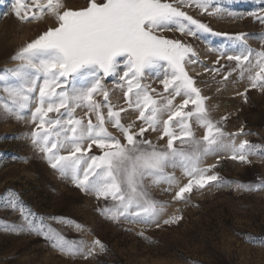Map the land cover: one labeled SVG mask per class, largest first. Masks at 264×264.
I'll use <instances>...</instances> for the list:
<instances>
[{
	"label": "snow or ice",
	"instance_id": "obj_1",
	"mask_svg": "<svg viewBox=\"0 0 264 264\" xmlns=\"http://www.w3.org/2000/svg\"><path fill=\"white\" fill-rule=\"evenodd\" d=\"M211 4L212 0H88L85 7L74 10L62 0H16L15 14L22 21L40 20L47 13L54 17L56 26L12 57L20 63L5 72L15 78V83H9L7 75L0 76L7 96L0 104L2 115L23 119L24 110L35 104L30 111L34 125L29 136L32 146L44 154L51 168L61 177L70 178L81 191L98 199L110 198L111 206L101 210L107 219L123 218L159 227L165 204L152 198L146 179L157 187L167 184L166 192L177 186L173 199L183 200L194 188L229 183L213 171L215 164L201 166L205 157L227 152L231 160L242 163H250V156L264 157V147L247 139L236 142V136L244 134L243 129L238 133L223 130L220 125L226 116L212 120L207 98L187 71L186 65L198 62L194 49L179 39L159 34L176 31L195 37L199 31L211 32L206 24L183 10L194 5L207 13ZM221 11L214 8L209 14ZM249 15L264 24V8ZM248 38L246 33L229 36L240 51L235 55L221 51L220 57L237 62L241 78L245 72L248 74L250 88L264 90V50H252ZM121 65L125 70L119 74ZM153 69L163 70L158 77L160 92L142 82ZM85 70L92 79L86 86L77 87L75 80ZM112 75H119L122 81L118 87L123 90L126 107L117 108L110 101L104 79ZM246 91L241 93L245 98ZM177 97L181 98L179 103ZM77 109L86 110L83 117L75 115ZM129 109L138 112L137 119L142 122L138 129L135 121L127 125L121 122V114ZM193 121L205 130L200 138L195 135ZM106 124L117 129L126 143L112 135ZM149 130L158 131L159 139L167 137L166 148L158 149L144 138ZM176 141L180 147L175 146ZM93 147L101 154H90ZM176 167L188 178L182 186L174 174L166 171ZM236 187L256 191L264 188V183ZM0 200L6 209L19 214L18 221L0 225L4 231L41 235L52 247L73 257L87 259L97 248L104 250L99 239L89 245L53 233L13 190H6ZM180 219L172 215L163 223L175 224ZM75 227L82 230L79 224ZM250 242L264 244V237Z\"/></svg>",
	"mask_w": 264,
	"mask_h": 264
},
{
	"label": "rangeland",
	"instance_id": "obj_2",
	"mask_svg": "<svg viewBox=\"0 0 264 264\" xmlns=\"http://www.w3.org/2000/svg\"><path fill=\"white\" fill-rule=\"evenodd\" d=\"M62 2L75 10L85 7L88 0ZM214 8L222 11L210 15ZM262 8L264 0H212L207 13L194 5L183 9L206 24L211 32L199 31L195 37L176 31L159 34L179 39L196 52L198 62L186 67L207 98L205 103L212 120L226 116L220 125L226 133L244 131L243 135L236 136L237 143L247 139L264 147V90L250 88L248 74L245 72L241 78L237 62L220 57L221 51L227 55L238 54L240 48L229 40V36L238 33L248 34V46L255 52L264 50V24L249 15L260 13ZM15 9L16 0H0V76L7 75L9 83L16 80L5 70L16 68L20 63L12 57L44 31L56 26L54 17L47 13L43 19L29 22L18 18ZM21 12L23 14V9ZM217 68L219 72L211 71ZM124 70L121 65L118 73L122 74ZM162 74V69L150 70L142 82L160 92L162 85L158 77ZM226 75L227 80L224 79ZM91 79L89 70H85L75 84L86 86ZM120 83L119 75L104 79L110 101L117 108L127 106L123 90L118 87ZM3 85L4 81L0 80V104L7 99ZM245 91L246 98L241 95ZM96 98L103 102L102 97ZM180 99L177 97L176 103ZM34 108L35 104H32L30 109H25L23 119L2 115L0 109V196L6 190L15 191L34 213L43 218L45 227L53 233L68 241H85L89 245L99 239L104 250L97 248L87 259L79 255L73 257L52 247L41 235L0 229V264H264V244L250 242L264 237V188L243 191L236 187V184L264 183V157L250 156V163L233 161L227 152L205 157L201 166L215 164L213 171L229 183L220 187L211 184L203 189L194 188L183 200L173 199L177 186L166 192L167 184L157 187L146 179L144 183L152 198L165 204L159 227L155 223L145 225L123 218L112 221L101 214L102 209L113 203L110 198L98 199L92 193L81 191L70 178L61 177L51 168L44 154L32 146L29 136L34 125L30 111ZM85 111L77 109L75 115L83 117ZM103 111L106 114L107 109ZM137 117L138 112L129 109L121 114V122L127 125L135 121L138 129L142 122ZM105 126L126 143L111 124ZM192 126L197 138L204 135L205 130L194 121ZM159 136L158 131L149 130L144 138L158 149H164L167 137L159 139ZM175 146L180 147V142L176 141ZM90 154L100 155L101 150L93 147ZM166 171L174 174L181 186L187 183L188 178L180 167ZM172 215L182 219L165 225L163 220ZM18 220L19 214L6 209L0 200V225ZM76 224L81 225L82 230H77Z\"/></svg>",
	"mask_w": 264,
	"mask_h": 264
}]
</instances>
